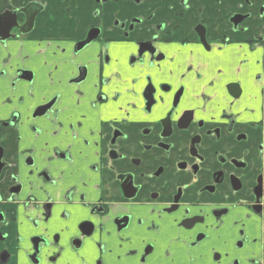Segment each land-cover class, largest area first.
I'll use <instances>...</instances> for the list:
<instances>
[{"label": "flooded vegetation", "instance_id": "af4514ba", "mask_svg": "<svg viewBox=\"0 0 264 264\" xmlns=\"http://www.w3.org/2000/svg\"><path fill=\"white\" fill-rule=\"evenodd\" d=\"M0 264H264V0H0Z\"/></svg>", "mask_w": 264, "mask_h": 264}]
</instances>
